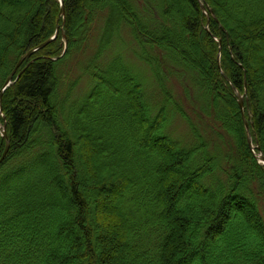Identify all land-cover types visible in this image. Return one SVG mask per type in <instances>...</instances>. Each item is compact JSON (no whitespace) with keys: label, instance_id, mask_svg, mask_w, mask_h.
Returning a JSON list of instances; mask_svg holds the SVG:
<instances>
[{"label":"trees","instance_id":"trees-1","mask_svg":"<svg viewBox=\"0 0 264 264\" xmlns=\"http://www.w3.org/2000/svg\"><path fill=\"white\" fill-rule=\"evenodd\" d=\"M60 8L0 0V89L60 27L2 94L0 264H264V0ZM123 29L160 102L123 59ZM179 71L191 77L177 100L165 82ZM173 113L191 141L168 132Z\"/></svg>","mask_w":264,"mask_h":264},{"label":"rangeland","instance_id":"rangeland-1","mask_svg":"<svg viewBox=\"0 0 264 264\" xmlns=\"http://www.w3.org/2000/svg\"><path fill=\"white\" fill-rule=\"evenodd\" d=\"M180 7L184 11H189V12L191 11L190 8H189V5L186 2L180 1ZM206 28H207V26H206ZM59 31H60V29H59ZM122 35L125 38V40L128 42L127 44H125V46L123 47V49L121 51L122 55L124 57L123 59L125 60V62L130 67H133L135 69V71L141 76V78H142V80L144 82V85L146 87L148 96H150V100L154 101V102H156V101L160 102L162 100L163 96L159 94V89L158 88L161 87V85L159 83H156V81L154 80V76L152 74L151 69H149V66H147V64L144 63L143 61H140L139 59H137L135 57V55L133 54L134 44L131 41V37H130L127 29H123L122 30ZM258 44H260V43H258ZM114 48H116V46ZM201 58H202V56H201ZM12 70H11V72H12ZM10 73L8 74V76L10 75ZM187 75L188 74H186V76H185L186 83H188L190 81V77H191V76H189V75L187 76ZM5 80H4V82H5ZM3 83H2V85H3ZM186 83L184 81V78L182 77V71H179V75L173 76V79H171V81H169V83L165 82L167 87L172 88V90L174 92L173 94L176 96L177 100H178L179 96L183 94V90L185 89V86L187 85ZM89 84H90V80L88 79V77H86L84 75L78 81L76 87H74V93H73L72 96L78 97V96L85 95L88 92V90H89ZM2 85H1V87H2ZM245 93L246 92L244 91V93H243L244 96L246 95ZM243 100H244V98H243ZM183 102H184V100H183ZM240 110H241V108H240ZM242 113L245 115V106H244V104H243V109L241 110V115H242ZM245 118H246V116H245ZM85 121H86V122H84L85 125L96 126V128H97V124L99 123V121L97 123V120L95 121L94 118H92V117H88L87 120H85ZM95 123H97V124L95 125ZM1 128H3V127H1ZM96 128H95L94 133L96 135H101L100 134L101 130L96 129ZM247 130H249V129H247ZM168 132L169 133L171 132L172 135L177 137L178 139L181 138L183 140L185 139L186 141H191L192 140L190 134L188 133V126H187L186 122L177 113H173L172 116H171V120H170V123L168 125ZM99 147L102 148L103 144H100V146H98V148ZM253 147L255 148V146L252 144V148ZM98 161L100 163L101 161H104V160L103 159H101V160L98 159ZM141 195H142L141 190H137V189H135L133 191H130V192L128 191L125 194H123L121 196V201H120V205H121L122 209L126 210V212H129L130 208L129 207L127 208V204L128 203H126V202L128 200L137 199V197L141 196Z\"/></svg>","mask_w":264,"mask_h":264},{"label":"water","instance_id":"water-1","mask_svg":"<svg viewBox=\"0 0 264 264\" xmlns=\"http://www.w3.org/2000/svg\"><path fill=\"white\" fill-rule=\"evenodd\" d=\"M60 2V13H59V18H62V16H64V9H63V0H59ZM203 8V6H202ZM59 25L57 24L56 25V30H55V33L54 35L49 39L47 40L46 42H44L43 44H41L38 48L34 49V50H31L29 52H27L24 56H22V58L20 59V61L17 63V65L15 66V68L12 70V72L10 73V75L6 78L5 82L3 83L1 89H0V116L2 117L3 120H5V117L2 115V94L3 92L6 90L7 87H9L11 85V83L13 82V78H14V75L18 69V67L20 66L21 62L23 61V59L27 56H29L30 54H32L35 50L45 46L48 42L54 40L58 33H59ZM237 95V98H238V104H239V107L241 108V110L243 109V96L240 95L238 92L236 93ZM242 119L244 121V124L246 126V128L248 129V124H247V120L245 118V115L242 113ZM0 132H1V135L2 137L5 139V150L0 158V163L3 161V159L5 158L6 156V153L8 151V147H9V142H8V139H7V134H6V123L3 124V128L0 129ZM248 144L249 146H251V138H250V135L248 133ZM259 159L261 160V162L264 164V156L262 154L259 155Z\"/></svg>","mask_w":264,"mask_h":264}]
</instances>
